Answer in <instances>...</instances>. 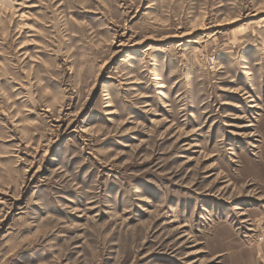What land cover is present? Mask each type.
<instances>
[{
	"label": "rangeland",
	"instance_id": "374dc122",
	"mask_svg": "<svg viewBox=\"0 0 264 264\" xmlns=\"http://www.w3.org/2000/svg\"><path fill=\"white\" fill-rule=\"evenodd\" d=\"M0 264H264V0H0Z\"/></svg>",
	"mask_w": 264,
	"mask_h": 264
}]
</instances>
